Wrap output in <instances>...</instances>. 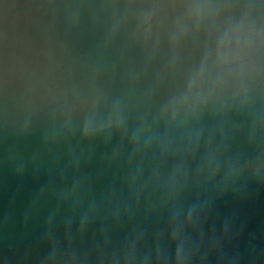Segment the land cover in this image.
I'll return each mask as SVG.
<instances>
[{
  "label": "water",
  "instance_id": "obj_1",
  "mask_svg": "<svg viewBox=\"0 0 264 264\" xmlns=\"http://www.w3.org/2000/svg\"><path fill=\"white\" fill-rule=\"evenodd\" d=\"M0 264H264V0H0Z\"/></svg>",
  "mask_w": 264,
  "mask_h": 264
}]
</instances>
